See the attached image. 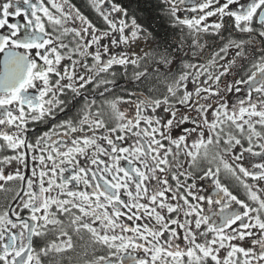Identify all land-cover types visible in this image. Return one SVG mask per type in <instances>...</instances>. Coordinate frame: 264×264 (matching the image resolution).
I'll return each mask as SVG.
<instances>
[{
	"label": "snow or ice",
	"instance_id": "snow-or-ice-1",
	"mask_svg": "<svg viewBox=\"0 0 264 264\" xmlns=\"http://www.w3.org/2000/svg\"><path fill=\"white\" fill-rule=\"evenodd\" d=\"M87 7L0 0V264H264V0Z\"/></svg>",
	"mask_w": 264,
	"mask_h": 264
},
{
	"label": "flooded vegetation",
	"instance_id": "flooded-vegetation-1",
	"mask_svg": "<svg viewBox=\"0 0 264 264\" xmlns=\"http://www.w3.org/2000/svg\"><path fill=\"white\" fill-rule=\"evenodd\" d=\"M135 1L133 0V3ZM73 3H75L78 7L81 8V10L88 15L94 23H97L99 25L102 26L103 22L96 17V15L91 12V10L87 7V0H73ZM159 13L157 14V18L156 21H151L148 22L149 17L143 19H140L141 23H145L146 26H149L154 32H159L161 34H163L164 30L167 29L169 33H171L173 30L171 28H169V26L167 25V23L164 21V19L162 17H158ZM158 21V22H157ZM171 37L169 36V39ZM145 47V43L143 41H141V44L139 47L134 46V51L136 53H140L143 51ZM115 51H119V49H116ZM241 75H243V73H240ZM235 75V74H234ZM227 80H232L233 76H228L226 78ZM115 86H110L113 87V93L112 95L109 96V98H112V96H123L125 98H127V91H132L135 87H137L135 84H133L131 82V72L128 73V76L125 77L124 73L122 70H118V75L115 77ZM127 90V91H125ZM230 100H234L235 97L234 96H230L229 97ZM79 105H77L76 109H73L71 111H69L67 114L65 113H60L57 116V120L60 119H68L71 118V116L76 115L77 110L79 109ZM122 107H127V105H122ZM50 127V124L45 125V124H37V125H30V128L34 129V132L29 133L30 138H33L34 135L39 134L40 132L47 130V128ZM225 183H228L229 186L232 188V190L241 198H244V192L243 189L240 188L236 182L234 180H229L228 178H225ZM204 187H207V183H203ZM0 203H2V201H0ZM83 243V242H82Z\"/></svg>",
	"mask_w": 264,
	"mask_h": 264
},
{
	"label": "trees",
	"instance_id": "trees-1",
	"mask_svg": "<svg viewBox=\"0 0 264 264\" xmlns=\"http://www.w3.org/2000/svg\"><path fill=\"white\" fill-rule=\"evenodd\" d=\"M136 2V0H134ZM135 2L133 3L135 5ZM145 2H147V0H145ZM158 14V11L157 12H152V13H148V12H138L137 15L143 19L149 17L150 20H148V22H151V21H156V16ZM159 17V16H158ZM158 22V21H157Z\"/></svg>",
	"mask_w": 264,
	"mask_h": 264
}]
</instances>
